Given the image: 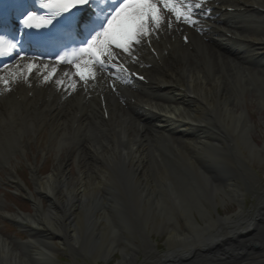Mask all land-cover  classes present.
Returning a JSON list of instances; mask_svg holds the SVG:
<instances>
[{
  "label": "bare ground",
  "instance_id": "6f19581e",
  "mask_svg": "<svg viewBox=\"0 0 264 264\" xmlns=\"http://www.w3.org/2000/svg\"><path fill=\"white\" fill-rule=\"evenodd\" d=\"M220 1L195 25L199 32L190 30L191 49L180 38L169 41L166 55L162 46L147 70L150 84L113 85L108 120L96 99L75 97L54 110L49 98L59 76L46 90L33 81L17 85V98L0 102V168L30 141L59 154L46 175L36 163L29 168L47 207L28 189L32 213L0 201V216L29 232L19 241L0 230V264H56L58 245L76 253L67 252L73 264H106L117 251L114 264H135L140 255L144 264H264V171L252 166L264 167V132L257 143L242 106L255 87L249 84H264V0ZM224 3L245 9L224 12ZM221 29L242 41L230 42ZM255 97L264 105V94ZM7 179L20 189L17 175ZM228 200L237 210L220 214ZM154 235L165 236L164 250Z\"/></svg>",
  "mask_w": 264,
  "mask_h": 264
},
{
  "label": "snow or ice",
  "instance_id": "6c2138e0",
  "mask_svg": "<svg viewBox=\"0 0 264 264\" xmlns=\"http://www.w3.org/2000/svg\"><path fill=\"white\" fill-rule=\"evenodd\" d=\"M100 0H41V9H47L45 15L50 16L46 23L50 25L44 35L53 31L51 35L60 26L73 24L81 13H87L93 5H96L97 11L94 16H89L85 23L86 35L82 41V47L79 52L86 58L74 65L76 73L82 81H87L89 78H94V66L99 65L100 68H113V64L119 67V57L112 51L113 48L121 50L122 53L128 54L141 43L143 37L150 34L151 26H155L158 30L164 21V16L161 14V7L175 16L177 21H184L190 25H196L198 21L194 19L195 12L192 6L186 9L178 3V0H114L112 10L106 11L99 6ZM199 10L201 5H195ZM34 11H27L24 15L22 24L27 27H32L30 21L36 16ZM171 19L169 18V24ZM39 27V25H37ZM91 37L88 39V37ZM5 37L0 36V43L4 41ZM11 55L16 52L18 42L13 40L9 42ZM4 51L0 49V55H4ZM22 55V52L19 53ZM57 61H62L64 57L57 56ZM106 61H111L106 63ZM38 65L32 62L27 63L26 69L29 74ZM45 68L48 66L45 65ZM55 72L49 73L44 77L47 81ZM5 85L9 84L8 80L0 77ZM58 85L63 82L57 80ZM74 87V85H73Z\"/></svg>",
  "mask_w": 264,
  "mask_h": 264
},
{
  "label": "rangeland",
  "instance_id": "374dc122",
  "mask_svg": "<svg viewBox=\"0 0 264 264\" xmlns=\"http://www.w3.org/2000/svg\"><path fill=\"white\" fill-rule=\"evenodd\" d=\"M264 77V75H263ZM249 86H255V87H258L256 85H250ZM251 87L253 93H251L249 96L246 95L244 97V101H243V104L242 106L244 107V109L246 110L247 112V117L248 119L252 122V131L254 132V140L258 143L260 142L262 139L260 138L261 136V133L264 132V105L262 103H258V101L256 100V97H255V94H264V84H261V88L260 89H255ZM244 154L246 155L247 153L245 152V150H243ZM28 159L32 162L35 158H34V154L32 155H29L28 156ZM35 161L38 163L37 165V170H38V173L42 174V175H46L48 172H50V170L55 167V158H54V154H48V155H40L37 159H35ZM15 165H17V172L20 174L21 178L25 181V184L27 185V187L29 189H31L33 191V194L34 196L36 197L35 199H38L41 198L40 195H37L36 192L34 191L35 187L34 185L32 184L33 182H31V176H30V173H29V170L27 168V161H20L19 163H16L14 162ZM14 166V165H13ZM71 166V169L69 170V173L70 174H75L76 173V164H70ZM252 166L256 169V171L258 172V174H261L262 171H264V167L262 164H259L257 163V161L255 160L253 163H252ZM28 170V173H26L25 171ZM244 189V188H243ZM245 207L247 210L251 211L252 209V206H254L255 202L252 198V194L249 192V190H247L245 188ZM25 194V193H24ZM24 194H22V196H25ZM5 199L6 201L4 202L5 205L8 207V209L12 210V211H15V207L14 205L12 204V202L17 205L20 209L23 210V212H30L32 213L33 212V208H32V203H31V206H28L25 202L24 203H20L18 201H16L15 199L11 198L12 195H10L9 193H6L5 195ZM13 197V196H12ZM28 197V196H27ZM30 200L31 198L28 197ZM26 201V200H25ZM41 201H42V204L44 207H47V205L49 204L48 203V200L47 198L45 197H42L41 198ZM223 207V208H222ZM218 210L220 212V214H231V213H235V211L237 210V207L235 205V203L233 202H230L229 200L227 201V203H225L224 205H218ZM250 214V212H249ZM214 215V214H213ZM251 215V214H250ZM178 223H181L179 218L177 216H174ZM197 220H198V217H197ZM4 223V225L2 224ZM0 230L1 232L8 236V237H11L12 239H16V240H19V241H25L26 239H28V233L29 232H26L25 233V230L24 232L23 231H20V232H16L14 229H12L11 227H9L5 221L1 220L0 219ZM13 231V232H12ZM27 231V230H26ZM155 236V235H154ZM154 238V237H153ZM155 239L157 241V245L160 246V249L164 250V242H165V236H155ZM138 242V241H136ZM119 244H125L128 246V243L127 241L122 238V240L120 241ZM67 248L63 247V246H60L58 245V250H55L54 252V257L56 259V264H70V258L67 257ZM71 256H73L74 254H76L75 252H68ZM116 253V256H113L109 262H107L106 264H114L115 261L117 260L118 256H119V252H115ZM68 258V259H67ZM142 258L143 256L140 255V258L138 260L137 263L135 264H138V263H143L142 261ZM251 257L249 256V259ZM73 261V259H71ZM87 261V260H86ZM249 262V261H248ZM86 264H94L92 262H86ZM97 264H103V262L99 261Z\"/></svg>",
  "mask_w": 264,
  "mask_h": 264
}]
</instances>
